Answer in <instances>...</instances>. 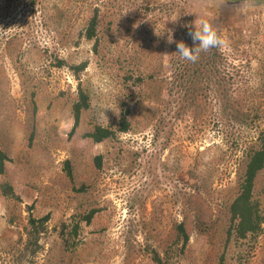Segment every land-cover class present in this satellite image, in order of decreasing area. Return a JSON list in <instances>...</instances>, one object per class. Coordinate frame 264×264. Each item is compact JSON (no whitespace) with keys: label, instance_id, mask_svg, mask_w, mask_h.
<instances>
[{"label":"rangeland","instance_id":"obj_1","mask_svg":"<svg viewBox=\"0 0 264 264\" xmlns=\"http://www.w3.org/2000/svg\"><path fill=\"white\" fill-rule=\"evenodd\" d=\"M6 3L0 0V147L10 161L0 184L17 198L0 192V264H155L153 249L166 264H264V225L254 244L226 237L237 162L254 130L233 109L223 113L212 84L176 116L171 62L180 57L167 40L171 29L176 42L193 47L189 32L207 15L223 40L227 98L254 111L264 101V0ZM95 9L96 50L81 37ZM56 58L87 62L80 80L89 108L72 136L77 81L55 67ZM127 107L128 132L98 144L84 137L95 126L116 129ZM261 186L264 170L255 189L264 211ZM30 205L34 217L50 216L33 258L22 255ZM181 222L189 238L183 251Z\"/></svg>","mask_w":264,"mask_h":264},{"label":"trees","instance_id":"obj_2","mask_svg":"<svg viewBox=\"0 0 264 264\" xmlns=\"http://www.w3.org/2000/svg\"><path fill=\"white\" fill-rule=\"evenodd\" d=\"M7 6L10 5L11 0H6ZM228 2H245L247 0H226ZM35 1H30L29 7L35 6ZM209 11V10H208ZM201 20H207L208 16L201 13ZM99 25L98 10L95 9L93 15L85 24L81 33L86 41H95L94 49L98 45L97 29ZM199 28V27H196ZM195 27L192 29V31ZM218 33V32H217ZM193 42V41H192ZM181 58V57H180ZM180 58L172 63V79L173 84L176 85L178 93V109L176 116L180 117L189 107L195 105L199 98L207 95L212 84L218 99L222 100L223 113L233 109L240 121L242 117L243 123L254 130L255 137L242 150L241 156L237 162L236 178H235V193L231 202L227 205V214L230 226L227 229V241L233 239L238 242H250L254 244L260 234L264 225V211L260 209V203L255 198L256 181L260 173L264 170V101L255 108L254 111H242L241 108L237 110L233 107L227 98L229 84L225 82L226 77L220 68L224 65V58L221 47L210 49L207 52H201L199 58L195 63L186 61ZM177 63L179 64L177 67ZM55 67L67 68L74 79L77 81L76 97L71 104L72 127L69 135L77 130L80 124L81 115L89 108V97L86 90L82 87L80 74L87 67V62H80L78 64H70L64 59H55ZM137 84L142 85V78L136 77ZM130 109L127 107L120 113L117 120V128L95 126L94 130L86 133L85 138L90 139L93 143H102L106 140H112L117 137L119 133H126L130 130L129 120ZM229 114V113H228ZM10 159L7 153L0 147V175L6 173V163ZM101 156L95 157V163L99 167ZM65 170L68 177H72L71 166L68 161L64 162ZM0 192L5 198L16 199L12 192V188L5 183L0 184ZM264 197V186H261L258 191ZM33 205L26 207L27 210V224L24 228L25 244L23 246V256L29 255L32 258L42 249L39 241L46 231V224L49 221V214L40 218L34 217L32 210ZM95 211L91 210L87 215L81 219L86 224L91 222ZM78 224L73 228V235L77 233ZM176 236L181 243V251L184 250L188 243V235L185 230L184 223L175 225ZM151 260L155 264H166L164 257L155 249L150 251Z\"/></svg>","mask_w":264,"mask_h":264},{"label":"clouds","instance_id":"obj_3","mask_svg":"<svg viewBox=\"0 0 264 264\" xmlns=\"http://www.w3.org/2000/svg\"><path fill=\"white\" fill-rule=\"evenodd\" d=\"M189 35L193 41V47H188L184 42H176L174 40L173 31L168 30L167 40L168 43H176L177 54L179 57L186 61L195 63L201 52H207L213 48H219L223 44V40L218 35L215 28L207 21L201 20L199 28H195L189 32ZM104 119H107L105 111L102 113Z\"/></svg>","mask_w":264,"mask_h":264}]
</instances>
